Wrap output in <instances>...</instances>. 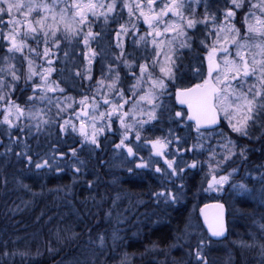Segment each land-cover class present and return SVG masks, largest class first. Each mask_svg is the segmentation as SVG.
I'll return each instance as SVG.
<instances>
[{"label": "snow or ice", "instance_id": "snow-or-ice-1", "mask_svg": "<svg viewBox=\"0 0 264 264\" xmlns=\"http://www.w3.org/2000/svg\"><path fill=\"white\" fill-rule=\"evenodd\" d=\"M185 77L190 86L178 87ZM171 99L186 109L166 103ZM225 121L238 139L264 147V0H0V158L14 156L38 174L70 170L76 177L110 148L129 177L162 178L166 190L151 193L158 205L179 203L184 184L176 181L205 165L208 190L229 185L253 194L232 183L238 168L219 174L255 151L217 132ZM256 129L260 135H250ZM259 182L264 186V173ZM94 183L87 181L90 189ZM209 207L210 235L196 232L187 264H209L212 238H226L224 205ZM201 227L186 224L177 239L187 242L189 230ZM255 246L264 256V233L252 244L241 241ZM17 254L28 255L0 252V264ZM130 255L118 264H131Z\"/></svg>", "mask_w": 264, "mask_h": 264}, {"label": "trees", "instance_id": "trees-1", "mask_svg": "<svg viewBox=\"0 0 264 264\" xmlns=\"http://www.w3.org/2000/svg\"><path fill=\"white\" fill-rule=\"evenodd\" d=\"M17 95L19 96L20 94L18 93ZM17 102L19 103L21 101L18 100ZM51 131L53 132L51 140L55 142V130L52 129ZM239 139L240 144L246 143L248 145L250 143L249 139L243 137ZM33 147H35V144H33ZM15 150L19 151L20 149L17 148ZM2 151L3 148L0 147V152ZM16 165L17 168H14ZM0 167L6 173L4 176V172L0 171V194L4 197L1 203L11 204L19 202L26 205L30 210L27 214L28 216L20 213H6L8 218L16 217L18 220H27L26 225L22 229L13 224L11 222L12 220H0V228H4L9 224L11 225L9 231L7 230L0 234V252L17 251V253H28L27 256L23 257L17 254L14 258H5L7 264H61L65 260L76 259L75 256L81 255L88 246L91 248L96 246L94 247V251L105 255L106 264V261L108 259L110 260V258L111 261H117L116 263H118L122 260L119 255L123 253L132 254L129 256L131 264H142L137 261L136 256L142 251L146 252V248L151 242H154L156 247H158L159 264H174V262H177V264H187V262L180 261L186 255L184 254L182 256L181 252L184 253L183 250L188 251L189 243L194 246L197 238L192 236L186 242L183 239L178 240L176 236L182 233L187 219L191 214H194L196 220L201 223L199 208L197 206L200 207L207 201L215 200V198L205 199L198 190L200 176L197 171L191 178L192 185L189 191V198L179 201L175 208L171 209L168 214H160L157 217V221H155L157 223L154 227H146L147 222H145L143 229L138 231V234L134 230H130L128 234L132 236L130 237V241L124 246L122 245L123 233L121 232L120 226V202L113 201V208L115 209L113 214L108 215L106 212L109 209L110 202L104 198V195L109 190L106 183L105 163L104 158H102V153H98L96 158L88 161L87 175H77L76 177L73 176L70 170H65L62 174L49 172L46 175L38 174L35 171H28L26 166L17 161L14 156H10L7 159L0 158ZM231 167L233 168L230 165L227 169ZM238 169L239 174L235 176L233 181L241 180L243 173L250 170L249 161L239 165ZM10 171L18 177V181L22 180V183L7 179ZM93 172L95 175L92 174ZM26 176L30 178V184L24 183L23 177ZM87 181L95 182L91 189ZM22 185L29 186L31 191L22 187ZM32 193H36L37 195L33 196ZM225 195L227 196V194ZM222 200L228 206L229 236L223 240L228 241L232 233L230 223L231 214L228 202L224 196ZM239 201L241 202V206L244 207L245 212H248L246 208L249 206L244 204L245 202L248 203V201L238 199L236 203ZM195 203H197L196 208L193 206ZM1 208L2 205H0V211H3L4 208ZM258 208L254 214L256 216L258 214L264 215V207L259 206ZM253 209H255V205L251 204V213ZM245 220L247 226L238 225L243 230L249 228V223L251 222L249 218ZM58 229L59 239H56L55 234ZM199 232L208 235L203 225ZM262 232V230L257 231V233H260H256L258 239ZM73 233H76V235L73 236ZM101 235L104 236L105 240L103 247L95 244V241H99V236ZM136 235H138V241L143 243V250H140L138 247L139 244L135 243ZM25 238L27 239L25 240ZM212 242L216 243L215 241ZM5 244H7V247H5ZM173 245H178V247H173ZM255 247L250 249L251 253L248 256L251 258L249 257L246 260L248 264H262V261H264V259L259 258L258 254L255 253L259 247ZM151 250L152 248L148 251L150 252ZM114 255L116 256L114 257ZM240 255L243 256V254L239 253V249L235 247V258L232 264L241 263L242 258L239 257ZM216 258L218 259L219 257H208L209 264ZM143 264H148V262Z\"/></svg>", "mask_w": 264, "mask_h": 264}, {"label": "flooded vegetation", "instance_id": "flooded-vegetation-1", "mask_svg": "<svg viewBox=\"0 0 264 264\" xmlns=\"http://www.w3.org/2000/svg\"><path fill=\"white\" fill-rule=\"evenodd\" d=\"M114 27V26H113ZM143 27V26H142ZM95 31H99L98 28H94ZM93 47L95 48L96 45L93 44ZM97 51L99 49L97 48ZM185 56L188 57L189 54L186 52ZM185 64L189 63V59H185L184 61ZM99 64H94L93 65V72L96 77H99ZM123 75V74H122ZM54 79H58L54 75ZM189 79V77H185V81L178 83V87H183V86H190L186 83V81ZM88 82L85 81V84ZM64 87H67L66 85H62ZM169 91H172L170 88ZM71 95L75 96L76 93L72 92ZM79 97H77L78 99ZM166 103L170 105H175L176 110L178 111H183L186 109V105H180L177 100L171 99V100H166ZM224 124L221 126V128L216 129V131H221L223 130ZM178 132L180 131L179 129L177 130ZM251 135L253 136H259L260 135V130L256 129L254 130ZM234 137V136H233ZM212 145L216 144V139L214 138L211 141ZM246 145V143H243ZM207 147V143L205 145ZM249 148L255 149V151L247 153L248 160L249 161V168L252 171L253 174L257 177L256 181L259 180L260 174L259 172L261 171H255L256 167L261 168L260 170H263L262 172L264 173V147H262V142L261 141H256V140H250V143L247 145ZM219 150V148H217ZM102 158H104V163H105V177L107 179V186H108V192L104 195V198L106 200H109V209L106 211L107 214L110 215L115 212V209L113 208L114 203L113 201H118L120 209H119V214L121 217V232L123 233V243L122 245L126 246V244L130 241V237L132 235H129L130 230H134L136 234H138V231L142 230L144 227V223L147 222L146 227H154L157 222V217L162 214L166 215L171 211V209H174L176 204L172 205L171 207L165 206L162 202L158 205L154 198H152L151 193L153 191H165L166 189L161 187V179L160 177L156 175H150L146 174L142 177H137V178H131L126 172V167L128 166L126 162H124L118 155H115L110 148H108L104 153H102ZM201 160L205 159L204 156L200 157ZM235 161L234 163H231L233 168H239V165L244 164V162L236 159L235 157L233 158ZM252 163V166H251ZM252 167V168H251ZM232 168V167H231ZM207 166L205 165L202 169L199 170H193L191 173H189L183 181H176L177 184L183 183L184 184V189H186L185 194L183 195V199H187L190 196V189H191V178L194 173H199L200 176V182L205 179L206 175V170ZM248 170L247 173L250 171ZM252 178V177H251ZM242 180V179H241ZM238 180V181H241ZM251 185L254 184V178L251 180ZM170 187V190L175 192L174 187ZM208 184H206L205 187H202L200 190L202 196L205 199H213L211 201H223L222 197L224 194H222L220 191H214L212 193L207 191ZM204 189V191H203ZM221 193V194H220ZM243 200L248 201L245 202L244 204L246 206L251 207V204L255 203L253 200L245 197L242 198ZM180 200V201H181ZM207 201V202H211ZM205 202V203H207ZM182 203V202H181ZM204 203V204H205ZM134 233V234H135ZM138 235H136V240L135 243L139 244V249L143 250V243L141 241H138ZM132 240V239H131ZM222 242V241H218ZM154 242L149 243L146 252H140L136 257L137 261L140 263H147L148 264H159V255L157 252V248L153 249L152 245ZM152 250L149 252L148 250ZM151 255V256H150Z\"/></svg>", "mask_w": 264, "mask_h": 264}, {"label": "rangeland", "instance_id": "rangeland-1", "mask_svg": "<svg viewBox=\"0 0 264 264\" xmlns=\"http://www.w3.org/2000/svg\"><path fill=\"white\" fill-rule=\"evenodd\" d=\"M48 2L50 3L51 0H48ZM7 19H8V17H5V20H7ZM4 30L7 31L6 28ZM33 46H35V45H33ZM77 51L81 52L80 49H77ZM76 59H79V57H76ZM223 131L226 135L230 136L233 140H236L237 144H240V139L237 138V134L231 132V129L227 127L226 121L224 122ZM250 135H251V133H250ZM217 151H220V149ZM260 169L261 168L256 167L255 171H261V172H259V174L261 175L263 173L262 172L263 170H260ZM206 170L207 171H206L205 179H203V181H201L198 184V190L199 191L202 189V187H205L206 184H208L206 181L211 179V173L209 172V169L207 168ZM230 170H231V168H229L227 170L222 169L219 174H226V171H230ZM251 177L254 178V184L255 185H251V180H252ZM241 178H242L241 181L235 180V181H232V183L242 182L245 185H247L249 189L254 188L255 192L253 194H249V195L238 194V193H235L229 187V185H224V190L222 192L220 191L222 194H224V197H225V199L229 205V211L231 214L230 223H231L232 233H231V236H230L228 241H222V242H216V243L212 242L211 248L208 250L207 255L210 254V255H208V257L211 256L213 258H215V257H219V258L218 259L216 258L210 264H232V262L235 258V256H234V248L235 247H237L239 249V253L243 254V256L242 255L239 256L242 258L240 264H248L246 260H248V258L250 257V256H248V254L251 253V250H250L251 248L241 247V241L247 242L248 244H252L253 238L258 239L257 234H260V233H257V231L262 230L260 226L264 225V222L262 219V217H264V215L258 214V216H256L254 214V213H256V210L259 209L258 208L259 206L264 207V199L261 198V189L264 186H262L260 184L259 180L256 181L257 177L253 174V170L252 171L250 170L248 173L247 172L243 173ZM206 189L210 193L215 191V189L208 190V187ZM203 191H204V189H203ZM185 192H186V189L183 191V193L185 194ZM225 194H227V196ZM245 197L253 200V202L255 203V209H253L254 212L252 211V213H251V207L246 208L248 212H245L244 207H242L240 204L241 202L239 201L236 203V201H238V199L241 200L242 198H245ZM193 206L196 208L197 203L193 204ZM197 208H199V207L197 206ZM243 212L245 214H247V213L250 214V217H248L250 220H251V215L253 218L250 222V225L252 224L253 226L246 228V230H243V229L239 228V226H238V218H240V215L244 214ZM189 223L202 225L198 220H196V217H194V214H191L190 217H188L186 224H189ZM200 229L201 228H199L198 230L190 229L189 231H192L193 232L192 236L193 237L195 236L197 238L196 232L200 231ZM262 231H263L262 233H264V230H262ZM181 234L182 233L178 234V236H176V237L181 236ZM192 236H191V238H192ZM188 239H190V237ZM95 244L100 245L99 241H97V240L95 241ZM94 247H96V246H94ZM94 247H92V248L90 246L86 247L81 255L75 256L76 259L65 260L61 264H106L105 263V255H103L101 253L99 254L96 251H94ZM175 247H178V245H176ZM183 252L184 253L181 252L182 256L184 254H186L187 251L183 250ZM255 253L258 254L259 258L264 259V256L261 255L260 248L258 250H256ZM121 255L122 254H120L119 256L122 259ZM115 256L116 255H114V257ZM118 259H119V257H118ZM180 261L186 263L188 261V258L186 259V255H185V258L182 257L180 259ZM106 262H107V264H118V263H116L117 261L116 262H113V260L111 261V258H110V260L108 259Z\"/></svg>", "mask_w": 264, "mask_h": 264}, {"label": "bare ground", "instance_id": "bare-ground-1", "mask_svg": "<svg viewBox=\"0 0 264 264\" xmlns=\"http://www.w3.org/2000/svg\"><path fill=\"white\" fill-rule=\"evenodd\" d=\"M14 168H17V165ZM0 171L4 172V176L6 175L5 170H2L1 167H0ZM7 179H9L11 181H15V182L17 181V183H19V182L22 183V180L18 181V177L16 175H14L13 172H11V171L9 172ZM23 181H24L25 184H30V182H31L30 178L28 176L23 177ZM3 198L4 197L0 194V205H2L1 209L4 208L3 211H0V220L1 221L12 220L11 222L13 224H15L18 227H21V229H22V227L26 225L27 220H18V218H16V217L8 218V215H6V213H8V214H19L20 213V214H23V215H27L29 213V211H30L29 208H27L26 205H24L22 203H19V202H14V203H11V204L1 203ZM31 210L33 211V209H31ZM248 217H250L249 213H247V214L244 213V214L240 215V218H238V225L239 226H247V223H246L245 219H247ZM9 225L4 227V228L1 227L0 228V234L2 232L7 231V230L9 231L10 227H11V225L10 226ZM249 225H250V223H249ZM28 237H30V236H28ZM55 238L59 239V236L56 235ZM26 239L27 238H25V240Z\"/></svg>", "mask_w": 264, "mask_h": 264}, {"label": "water", "instance_id": "water-1", "mask_svg": "<svg viewBox=\"0 0 264 264\" xmlns=\"http://www.w3.org/2000/svg\"><path fill=\"white\" fill-rule=\"evenodd\" d=\"M178 103H179V102H178ZM217 203H219V204H223V205H224V220H225V223H226V225H227V229H228V231H227V233H226V237H227L228 234H229V227H228L227 207H226V204H225L224 202H222V201H216V202H210V203L204 204V205L200 208V218H201V221H202V223H203V226L205 227V229H206V231H207V225L204 224V212L207 211V212H209V213H212L214 210H213L211 207L205 209V205H209V206H211V205H214V204H217ZM207 233H208V232H207ZM208 234L210 235V233H208ZM212 239H213V240H216V241H219V240H223V239H225V238H212Z\"/></svg>", "mask_w": 264, "mask_h": 264}]
</instances>
